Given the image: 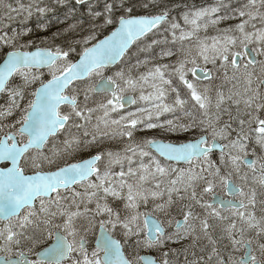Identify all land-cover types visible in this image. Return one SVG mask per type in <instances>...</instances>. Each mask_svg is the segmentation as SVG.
<instances>
[{
	"label": "snow or ice",
	"instance_id": "6c2138e0",
	"mask_svg": "<svg viewBox=\"0 0 264 264\" xmlns=\"http://www.w3.org/2000/svg\"><path fill=\"white\" fill-rule=\"evenodd\" d=\"M179 7L0 0V264H264V0Z\"/></svg>",
	"mask_w": 264,
	"mask_h": 264
},
{
	"label": "trees",
	"instance_id": "16d2710c",
	"mask_svg": "<svg viewBox=\"0 0 264 264\" xmlns=\"http://www.w3.org/2000/svg\"><path fill=\"white\" fill-rule=\"evenodd\" d=\"M186 0H171V3H173V4H176V5H179L180 7L178 8V9H183V3L185 2ZM199 1V0H198ZM13 2H14V0H13ZM177 9V10H178ZM175 12L176 11H174L173 12V15H175ZM13 26H15V25H13ZM0 103H3V101L2 100H0Z\"/></svg>",
	"mask_w": 264,
	"mask_h": 264
},
{
	"label": "flooded vegetation",
	"instance_id": "af4514ba",
	"mask_svg": "<svg viewBox=\"0 0 264 264\" xmlns=\"http://www.w3.org/2000/svg\"><path fill=\"white\" fill-rule=\"evenodd\" d=\"M204 3H206V2H204V1L196 2V1H193V0H189V1L186 2V4H196V5H200V4H204Z\"/></svg>",
	"mask_w": 264,
	"mask_h": 264
},
{
	"label": "rangeland",
	"instance_id": "374dc122",
	"mask_svg": "<svg viewBox=\"0 0 264 264\" xmlns=\"http://www.w3.org/2000/svg\"><path fill=\"white\" fill-rule=\"evenodd\" d=\"M208 2H211V0H208ZM223 26V25H222Z\"/></svg>",
	"mask_w": 264,
	"mask_h": 264
}]
</instances>
